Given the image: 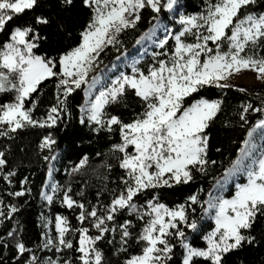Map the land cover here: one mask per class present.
<instances>
[{
  "label": "snow or ice",
  "instance_id": "1",
  "mask_svg": "<svg viewBox=\"0 0 264 264\" xmlns=\"http://www.w3.org/2000/svg\"><path fill=\"white\" fill-rule=\"evenodd\" d=\"M202 2L201 10L180 14L179 27L164 26L165 35L158 38L162 12L177 9L178 0H80L88 19L79 32V42L49 55L42 50L49 42L46 31L54 22L58 32L68 31L69 21L75 19L71 15L75 0H55V4L50 0H0V93L10 94L0 102V137L13 139L19 131L47 128L40 148L51 152L57 142L51 129L63 123L66 113L71 114L70 97L83 90L87 102L80 106L79 123L93 133H106L109 139L118 134L119 140L108 151L123 170L111 182L112 187L108 176L103 178L95 203L83 190L75 193L81 199L74 198L70 183L53 182L51 194L42 191L40 195L49 204L62 193L58 202L76 213L80 226L58 214L52 235V221L45 218L43 239L31 248L19 233L8 231L14 259L20 264H109L99 245L113 244L117 235L118 252L126 253L129 241L140 245V252L123 264H178V260L179 264H244L233 260L235 254L261 242L253 229L264 221V95L237 88L252 99L245 98L237 106L235 126L246 135L225 165L210 154L211 127L224 114L225 100L223 95L212 98L206 94L236 88L233 81L248 70L264 84V0ZM52 7L65 15L59 19L49 15L47 9ZM146 10L156 24L137 43L153 41L160 51L153 53V62L146 68L133 66L130 73H121L97 90V77L90 74L101 63V53L108 46L122 44L123 34L138 28ZM45 81L54 85L55 102L41 116L36 114L38 89ZM130 93L140 104V111H134L131 119L108 110L127 108ZM215 152L222 149L216 147ZM43 159L50 157L44 155ZM218 163L222 173L212 175ZM87 164L85 155L71 172L77 173ZM103 167L111 172L113 165ZM52 173L49 167V178ZM15 175L16 170L8 168L5 151H0V178L11 185ZM209 176L214 184L206 199L201 196L204 189L198 187L181 203L170 206L164 202L166 193ZM237 180L242 182L235 183L234 193L225 197L226 185ZM28 182L24 177L21 184ZM25 192L31 193V188L8 194L21 197ZM105 193L107 201L100 199ZM7 207V212L0 210L4 219L19 210L14 205ZM203 220L213 225L205 226ZM140 221L143 223L134 233ZM192 233L200 234L204 246L193 243ZM177 245L182 251H177ZM0 246L7 249L8 240H0ZM53 249L55 259L37 255ZM0 264H6L3 256Z\"/></svg>",
  "mask_w": 264,
  "mask_h": 264
},
{
  "label": "trees",
  "instance_id": "2",
  "mask_svg": "<svg viewBox=\"0 0 264 264\" xmlns=\"http://www.w3.org/2000/svg\"><path fill=\"white\" fill-rule=\"evenodd\" d=\"M50 2L55 4V0H50ZM178 2L183 14H194L203 8L202 0H178ZM75 4L76 7L71 14L75 19L69 21L68 31L58 32L55 22L47 29L46 34L49 36V42L43 46L42 50L49 55H55L57 52L67 50L79 42V32L87 22L88 11L82 8L80 0H75ZM47 12L57 19L65 15L56 7L47 9ZM160 19L169 20V14L166 9L162 12ZM154 24H156V21L150 19V13L147 10L144 11L138 28L134 31L129 30L123 34L122 44L116 48L108 46L101 53V63L90 75H99L103 71H106L118 58L124 54L132 53L138 44L137 40ZM2 39L3 37L0 35V40ZM152 62V56H150L139 67L146 68ZM38 92L40 95L38 97L39 103L36 114L42 116L46 114L48 107L55 102L54 85L45 81L42 83L40 89H38ZM206 95L212 98L223 95L225 100L224 114L219 115L215 124L211 127L212 152L210 154L218 162L223 161L227 165L228 160L234 158L236 155L240 142L246 135L244 129L235 126L238 120V117L235 115L237 106L241 100L245 98L252 99V97H248L247 93H240L237 91V88L227 89L223 94L219 90H213ZM9 98L10 94L0 93V102H4ZM32 98L36 99L37 95L33 94ZM85 99V92L83 90H77L70 97L71 114L68 115L66 113L63 118V123L59 127L51 129L57 141L51 152L48 149L40 148V142L43 136L49 131L47 128H29L19 131L13 139L0 137V151H5L6 153L8 168L16 170V175L13 177V183L11 185L0 178V200L3 201V206H0V210L5 212L9 211L8 205H14L19 209L9 219L0 217V220L3 221L0 223V240L7 239L9 242L7 249L0 246V256H3L6 264H20L19 261L14 259L13 238L7 237L8 231L19 233V236L24 240L26 245L31 248L43 239L42 234L46 231L43 227L45 218L51 219L52 221L49 225L52 235H55V216L58 214L67 216L73 226H80L79 221L75 219L76 213L58 202L62 193L58 192L51 204L43 200V197L40 195L44 191L49 177V167L53 168L52 175L57 183L61 185L71 184L74 198L81 199V197L75 196V193L83 190L84 196L93 203H95L96 192L105 183L103 179L105 176H108V186L112 187L111 182L118 175L123 174V170L116 164L115 157L108 151L111 143L119 140L118 134H114L112 139H109L106 133H93L89 127L79 123L80 106L85 103ZM108 110L113 114L121 115L126 120L131 119L134 111H140L139 99L130 93L127 108L116 106L110 107ZM225 121H229L230 124L226 125ZM216 147H220L222 152L217 154L215 152ZM97 153H101V155L97 156ZM44 155H49L50 159L45 161L43 159ZM85 155L88 157V164L79 172L72 173L71 169ZM52 156H55L56 159L52 160ZM108 163L113 165L111 172L103 167L104 164ZM221 173L222 168L218 163L217 167L212 170V175L218 176ZM24 177H28L29 182L27 185L21 184ZM213 184L214 181L211 179V176L206 177L198 180L190 187L183 186L166 193L164 202L170 206L175 203H181L188 194L195 192L198 187L204 189L201 196L206 199L208 191L213 190ZM23 188H31V193L25 192V195L21 197L8 194L9 192L20 191ZM234 190L235 184L232 183L225 197L229 193H234ZM100 199L107 201V193L101 196ZM200 215V210L197 208L196 216L198 219ZM129 218L134 219V217ZM142 223L143 221L136 223V227L133 229L134 233L138 232ZM201 223L205 226L213 225V222L206 220L201 221ZM85 226H87V222H85ZM205 230L209 229L206 227ZM94 231V229H90V234L94 233ZM188 231L191 232V230ZM253 231L257 234L258 241L261 242L258 245L246 246L243 250L237 252L233 257L234 261L239 259L243 260L244 264H264V241L261 240V234H264V221L258 222ZM191 235L193 243L196 246H204L205 242L200 238V234L192 233ZM99 246L104 250L105 259L109 264H123V261L130 255L140 252V245L132 241H129L128 251L126 253L118 252V235L113 244L110 245L106 242H101ZM54 251V249L52 251L44 250L38 252L37 255L41 259L46 256H52L55 259V256H53ZM177 251H182L179 245H177ZM75 255L73 253V256ZM23 259L24 257H21L20 261Z\"/></svg>",
  "mask_w": 264,
  "mask_h": 264
},
{
  "label": "rangeland",
  "instance_id": "3",
  "mask_svg": "<svg viewBox=\"0 0 264 264\" xmlns=\"http://www.w3.org/2000/svg\"><path fill=\"white\" fill-rule=\"evenodd\" d=\"M179 4V2H178ZM169 14V20L160 19L161 27L157 29V37L162 38L165 35L164 26H167L169 29L178 28V20L179 15L183 14L180 10V7L175 9L174 11L166 10ZM142 42V41H141ZM140 43L137 44L135 49L130 54H124L122 57L118 58L113 64L106 70L97 75V90L101 87L108 85L112 80L116 79L121 73H130L133 66L139 67L140 64L145 61L148 57L152 56L154 52H159L160 48L156 46L153 41H144L141 48L138 47ZM233 83L238 87H244L248 92H252L253 94L259 92L261 95H264V84L260 81L256 80L255 73L248 70L245 71L242 75L237 76ZM85 103L87 102V96L85 95ZM84 103V104H85ZM55 182L57 183L53 175L51 178L48 177L47 183L45 185L44 191L49 192L51 194L50 185ZM240 182L237 180L233 182L234 184ZM232 183L228 184L225 187L223 195H225ZM43 200H45L43 198ZM46 201V200H45ZM47 202V201H46ZM210 221V220H206ZM212 222V221H211Z\"/></svg>",
  "mask_w": 264,
  "mask_h": 264
},
{
  "label": "bare ground",
  "instance_id": "4",
  "mask_svg": "<svg viewBox=\"0 0 264 264\" xmlns=\"http://www.w3.org/2000/svg\"><path fill=\"white\" fill-rule=\"evenodd\" d=\"M143 43H144V41L140 42V44L138 45V47L141 48L142 45H143ZM226 186H227V185H226Z\"/></svg>",
  "mask_w": 264,
  "mask_h": 264
}]
</instances>
